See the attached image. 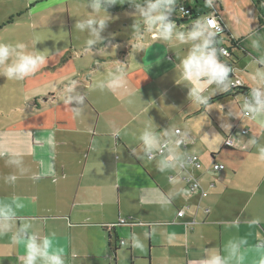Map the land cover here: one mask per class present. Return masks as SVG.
Returning a JSON list of instances; mask_svg holds the SVG:
<instances>
[{
    "label": "crops",
    "instance_id": "1",
    "mask_svg": "<svg viewBox=\"0 0 264 264\" xmlns=\"http://www.w3.org/2000/svg\"><path fill=\"white\" fill-rule=\"evenodd\" d=\"M28 1L11 0L0 10L19 13ZM179 3L198 4L207 11L200 16L216 15L226 33L213 5ZM176 23L181 30L192 29L191 22ZM146 33L140 31L142 39ZM150 35L145 43L119 46L129 50L122 58L113 53L83 68L78 55H57L51 52L54 43H38L37 50L53 57L41 71L23 81L0 76V201L19 196L26 205L0 235V264H22L24 249L11 237L25 223L40 236L54 232L66 264H203L214 252L226 256L228 242L239 238L248 241L242 246L247 248L244 264H257L255 245L264 240V160L258 156L264 147V112L250 111L256 107L246 101L251 94L225 95L227 82L204 85L205 94L214 92L210 111L196 105L191 85L180 80V58L190 45ZM238 41L237 47H209L218 56L219 47L249 52ZM119 62L125 64L128 83L112 92L106 80ZM233 74L253 89L234 67ZM73 80L68 95L82 100L65 104L64 90ZM145 128L160 145L169 142L153 159L148 154L157 149L145 151L139 140ZM228 138L233 145H226ZM172 145L174 152L169 151ZM169 155L174 159L166 160ZM190 155H198L201 169L189 162ZM214 163L225 168L214 170ZM182 164L207 196L188 187ZM9 175L17 177L14 183L5 180ZM137 240L143 248L134 247Z\"/></svg>",
    "mask_w": 264,
    "mask_h": 264
},
{
    "label": "clouds",
    "instance_id": "2",
    "mask_svg": "<svg viewBox=\"0 0 264 264\" xmlns=\"http://www.w3.org/2000/svg\"><path fill=\"white\" fill-rule=\"evenodd\" d=\"M176 2L177 0H148L146 10L139 3L136 4V7L142 13L143 22L148 25L146 32L154 33L159 40L167 42L175 40L180 44L190 45L186 55L180 58V80L191 85L189 95L194 103L203 106L205 111H210L212 105L209 104V99L214 92L205 94L206 88L204 85L211 86L213 83L219 85L228 79L229 73L233 71L226 60L219 58V56L227 57L229 55L227 49L220 48L218 56L217 49L209 47L213 43H220V41L214 42L212 37L222 34V29L216 19L210 15H205L191 22L192 29L190 31L181 30L175 20L168 19L169 14L175 9ZM116 3L117 0H90L88 7L93 10V14L89 15L86 20L81 19L75 23V27L80 32H84L86 28L90 29L89 38L85 41L88 50H91L93 44L100 42L99 32L105 28L108 20V16H100V12L107 13L106 6L115 5ZM213 3L214 0H204V5L207 8H212ZM182 12L186 14L187 11L182 10ZM93 25H98V27H93ZM134 27L136 33L140 34L139 21ZM197 39L201 40L202 43H192ZM37 42L38 40L34 41L31 48L29 44L23 42L15 44L0 43V76L6 77L7 80L23 81L41 71L46 66L48 59L53 57L37 50L35 47ZM56 51L60 50L56 49ZM258 63L264 64V54L260 56ZM257 75L264 82V72H258ZM127 83L125 64L119 62L115 70L108 73L106 87L112 92H116L125 88ZM236 83H239V81L237 80ZM75 84L76 81L73 80L70 82L71 86L65 88V104H69L74 98L82 100L80 97L68 95L69 92L73 91ZM99 86L103 89L105 83H100ZM224 90L227 89L222 91ZM252 95L258 107H252L250 111L253 113L264 111V94L254 87ZM246 107L249 106L246 105ZM72 111L77 115L79 114V110L73 109ZM114 135H119V131L114 132ZM139 140L142 142L145 151L151 152L153 149L160 147L158 136L147 128L140 133ZM169 151L174 152L175 145H172ZM2 154L0 153V155ZM258 156L259 159L264 160V147L259 148ZM172 159H174L173 155L166 158V160ZM16 179L15 175L5 177V180L11 183H14ZM25 206L19 196L12 197L8 202L0 201V235L6 233L8 227L6 222L15 216L18 211L24 209ZM255 223H259V220H256ZM233 226L238 227V225ZM31 227V223H25L11 237L12 244L22 246L24 249L22 264H66L65 249L57 246L55 233L40 236L37 232H30ZM247 245L246 238H239L238 242L230 240L226 248V256L214 252L211 254L210 259L203 261V264H232V261H235V264H244L247 248L242 246ZM134 247L143 248V244L137 240ZM255 251L259 254L257 264H264V240L255 245Z\"/></svg>",
    "mask_w": 264,
    "mask_h": 264
},
{
    "label": "rangeland",
    "instance_id": "3",
    "mask_svg": "<svg viewBox=\"0 0 264 264\" xmlns=\"http://www.w3.org/2000/svg\"><path fill=\"white\" fill-rule=\"evenodd\" d=\"M9 1L11 0H0V4ZM43 1L29 0L27 6L19 13L8 8L0 10V24L4 22L0 25V43L23 42L31 48L32 43L38 40L36 49L38 43H54L55 47L51 52H57V55L66 53L67 56L73 54L74 59L78 55V66L83 68L88 62L97 63L101 57L111 56L113 53L122 58L129 50L119 46H124L125 43H145L151 36V33L147 32L146 37L142 39V34H137L134 27L139 21L140 31L147 29L148 25L143 22L144 18L136 4L139 3L146 10L148 0H117L115 5L106 6L107 13L101 11L99 14L108 16L106 26L99 32L100 42L93 44L91 50L85 48L90 29L86 28L84 32H80L75 27L78 20H86L93 14V10L88 7L90 0H46L42 3ZM179 2L180 0H177L176 4ZM213 7L220 20L227 25L219 45L231 46L228 35L230 34L236 41L241 40L249 50L246 52L240 46L238 50L232 47L231 57L236 62L235 75L252 88L264 92L261 77L257 75L258 72H264V64L258 63L260 56L264 54V26L259 25L256 7L250 0H214ZM185 17L181 10H173L168 19L180 20ZM189 26L192 28V23ZM185 31H189L187 27ZM193 43L202 41L197 39ZM134 56L137 57V53H134ZM226 82L229 83L230 80L222 83ZM242 105L246 107L247 104L243 102Z\"/></svg>",
    "mask_w": 264,
    "mask_h": 264
},
{
    "label": "built area",
    "instance_id": "4",
    "mask_svg": "<svg viewBox=\"0 0 264 264\" xmlns=\"http://www.w3.org/2000/svg\"><path fill=\"white\" fill-rule=\"evenodd\" d=\"M178 10H181V11L182 10H186L187 12H186L185 15H191V9H188L185 5H181L180 4ZM205 15H210L211 17H213L214 19H216L217 23L220 25V28L222 29V32L224 31L225 27L218 20V17L216 15H214V14H205ZM205 15H203V16H205ZM199 17H201V16L199 15ZM224 48H226L227 51H228V53H229V55L227 57H231L232 53L229 50V48L228 47H224ZM237 80L239 81V83H236ZM240 86H243V83L239 79H235L234 78V79L230 80V82H229V89H236V88H238ZM263 86H264V82H263ZM246 101L248 103L249 102H252L256 107H258L257 104H256V100H255L254 96H251L250 98H246ZM249 114H250L249 111H246L245 112V115H249ZM247 131L248 130L246 128H244L242 130L243 133H247ZM176 132L179 133L180 132V129H177ZM168 145H169V142L168 141L167 142H164L163 144L160 145V147L157 149L156 152L149 153L148 154V157L150 159H153L155 156L163 154L166 151V148L168 147ZM226 145L227 146L233 145V140L231 138H228L226 140ZM188 160H189V162L191 164H193V166L196 169H201L202 168V163H201L198 155H190L188 157ZM224 168H225V165H223V164H219V163H214L213 164V169L214 170H219V169H224ZM181 169H182V172H183L181 178L188 184V187L192 191L199 193L201 195V197L207 196L208 195V191H206L201 186L200 181L195 177V175H193L191 172H189V171L186 170V165L185 164H182ZM174 178H175V176H171L170 177V180H173ZM184 214H185V211L183 209H181V210L178 211V216L182 217V216H184ZM121 222H125V220H121Z\"/></svg>",
    "mask_w": 264,
    "mask_h": 264
},
{
    "label": "trees",
    "instance_id": "5",
    "mask_svg": "<svg viewBox=\"0 0 264 264\" xmlns=\"http://www.w3.org/2000/svg\"><path fill=\"white\" fill-rule=\"evenodd\" d=\"M253 3L255 4L257 11H258V21H259V25L260 26H264V0H252ZM185 5L188 9H191V15H186L185 19H170V20H175V21H180V24L186 23V22H192L193 20H195L196 18H198L199 15L202 14V12H205L206 10L202 7H200L198 4H196L195 6H192V4H187V3H179L175 5V9L174 10H178L179 5ZM207 12V11H206ZM225 33V29L222 32V34H218L215 37H212V39L215 41L219 38H221V36ZM230 42L234 47L238 46V43H240V41H234L230 38ZM221 47H219L220 49ZM228 65L233 69L234 65L236 64V62L234 61V59L232 57H225ZM229 80L234 79V74L233 71L229 73ZM226 79V80H228ZM264 94V92H262ZM248 94L252 95V89L248 86H240L236 89H229V91L225 94V95H231L234 98H236V96L238 95H242V96H247ZM253 96V95H252ZM120 224H131L130 221H126L125 222H121ZM132 224H143L142 222H135L132 221Z\"/></svg>",
    "mask_w": 264,
    "mask_h": 264
}]
</instances>
